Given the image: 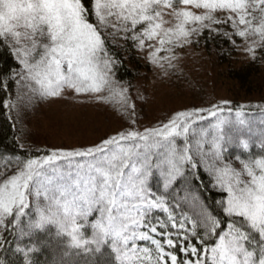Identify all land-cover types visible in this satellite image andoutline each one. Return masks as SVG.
I'll return each instance as SVG.
<instances>
[{
  "label": "snow or ice",
  "instance_id": "6c2138e0",
  "mask_svg": "<svg viewBox=\"0 0 264 264\" xmlns=\"http://www.w3.org/2000/svg\"><path fill=\"white\" fill-rule=\"evenodd\" d=\"M166 9L174 17L169 26H165ZM91 12L96 23L89 22L83 0H0V44L9 47L21 65L0 79V90L11 80L17 99L25 96L29 103L36 96L60 98L66 90L95 94L101 102L118 101L130 120L128 128L94 146L52 150L21 161L19 171L0 182V245L7 244L4 232L21 234L22 218L34 196L38 227L57 223L74 247L87 248L111 238L120 264H264V158L241 160L242 170H237L224 161L219 139H212L216 164L206 161L204 170L212 180L209 187L227 193L226 199L216 201L230 218L226 230L221 229L223 221L208 207L203 188H173L178 179L186 178V166L199 179L195 156L207 155L203 142L208 132L195 126L204 119L203 111L179 110L167 122L143 131L136 128V106L129 89L115 79L118 62L102 35L109 28L115 30L113 35L122 32L123 39L147 50L151 63L161 68L173 67L178 59L175 50L198 42L206 28L230 41L233 34L251 41L246 53L256 58L264 49V0H92ZM218 12L226 13V19L218 18ZM222 23H230L233 33L212 27ZM37 37L47 42L40 44ZM38 47L42 52L37 57ZM6 107L11 110L16 104L9 100ZM209 112L218 115L216 109ZM190 133L201 137L195 156ZM60 161L69 172L60 173L63 182L54 183L50 174L59 172ZM154 172L163 178L165 193L172 190L179 201L196 210L195 218L186 212L177 215L166 195L150 189ZM245 174L250 179L245 180ZM181 191L184 195L179 197ZM42 196L47 204L42 205ZM155 210L165 218L146 223ZM93 213L98 218L89 226L97 239L89 240L81 228ZM245 225L259 235L258 250L245 246L250 237ZM213 240L214 246H205ZM130 241H149L152 247L129 248ZM16 250L25 255L30 251L19 246Z\"/></svg>",
  "mask_w": 264,
  "mask_h": 264
},
{
  "label": "rangeland",
  "instance_id": "374dc122",
  "mask_svg": "<svg viewBox=\"0 0 264 264\" xmlns=\"http://www.w3.org/2000/svg\"><path fill=\"white\" fill-rule=\"evenodd\" d=\"M170 12L171 9L165 10L164 19L169 22L165 26H169L174 21V17L168 15ZM216 15L222 20L226 19V13L218 12ZM212 27L220 32L233 33L230 23L216 24ZM114 31L109 28L102 32V35L104 38L116 41L120 45V49L122 47L126 51L125 53H128L126 59L130 58L128 56L131 53H135L143 67L134 82L121 83L129 89L131 101L136 106L135 127L140 131H143L145 127H153L167 122L168 118L179 110H202L204 119L198 121L196 125L208 122V127L202 125L198 128L208 132L203 142V150L207 155L203 158L198 156V158L204 159V162L207 161L208 165H212L216 164V160L211 156V141L213 138H217L221 143L220 137L225 125L234 123L246 126L248 121L257 123L259 126L262 125L260 123L264 119V88L258 94L247 96L236 86L235 82L228 78V69L244 66L259 56V50L256 53V58L246 53L247 44L251 41H245L235 34L232 35V41H230L224 35L206 28L204 32L213 33L220 39L218 40L220 41L219 47L225 44L230 46V55L233 56L221 59L217 50L222 52L223 49L219 50L214 47L207 49L203 44L204 41L201 43L198 41L189 46L177 48L175 55L178 59L174 62V66L167 67L166 65L161 68L151 63L147 50H140L131 40L123 39L122 32L113 35ZM37 40L40 44L47 42L40 37H37ZM41 52L42 48L38 47L37 57ZM147 65L149 67H146ZM24 92L27 94V89ZM16 93L17 90L12 100L16 107L10 111L20 134L21 145L24 148L41 151L45 155L50 154L52 150H73L82 146H94L102 139L125 130L130 124L128 116L122 113L118 101L101 102L95 94H75L74 91L66 90L60 98L36 96L29 103L25 96L17 99ZM209 109H216L218 115L212 116ZM210 121H212L211 127L209 126ZM217 123L220 125L219 128L215 127ZM209 134L214 136L210 140L208 139ZM190 138L194 139L192 143L190 141L189 143L192 145V150L196 151V141L201 137H193L190 133ZM193 155L195 156V154ZM74 159L77 163L84 162L82 158ZM225 162L232 164L237 170H242V165L238 161ZM57 163L62 166L58 173L50 174L54 183L63 182L60 180V173L67 174L69 172V167L65 162ZM71 171L74 179V166ZM9 177L3 175L0 177V182ZM243 178L250 179L246 174ZM29 200V207L35 209V197L30 196ZM41 202L42 205L47 204L43 196ZM154 212L160 211L155 210ZM113 214H116L115 210H113ZM106 240L113 243L111 238L100 242L103 243ZM145 243L150 244L149 241H136L135 243L130 241L128 247L139 249L143 248ZM201 255L203 256V254Z\"/></svg>",
  "mask_w": 264,
  "mask_h": 264
},
{
  "label": "trees",
  "instance_id": "16d2710c",
  "mask_svg": "<svg viewBox=\"0 0 264 264\" xmlns=\"http://www.w3.org/2000/svg\"><path fill=\"white\" fill-rule=\"evenodd\" d=\"M83 2L89 9V22L96 23V18L91 12L92 0H83ZM104 39L109 54L118 62L115 69V79L120 83L134 82L138 77V73L143 68L140 62L141 60L135 53H131L128 56L130 58L126 59L128 53H125L126 51L122 47L120 49V45L116 41L107 37ZM218 40L220 39L217 36L215 37L213 33L207 31L198 38L199 43L204 41L203 44L207 49L211 47L219 50L223 49L222 52L217 50L221 59H224L226 56H233L230 55V46L225 44L219 47L220 41ZM132 47L135 49L134 46ZM146 67H149V65ZM20 68L21 65L11 49L0 44V79L7 77L10 73ZM228 70V78L235 82L237 84L236 86L244 94L247 96L258 94L264 88V49L259 50V56L252 62L239 68H230ZM16 90V85L11 80H9L7 88L0 90V177L3 175L11 176L17 173L21 166V161L45 155L41 151L24 148L21 145L20 134L15 119L11 111L6 107L7 102L13 100V95ZM211 123L212 121L209 122V126ZM260 124L262 125L259 126L257 123L248 121V125L246 126L236 125L234 123L224 126V131L220 137L224 161L240 162L241 160L251 161L264 158V119ZM202 125L208 127V122L206 121L201 125L198 124L195 127L198 129ZM211 137L214 136H210L209 134L208 139L210 140ZM193 140L189 137L190 143ZM195 153L196 151L192 150V154ZM195 159L199 162L196 169L199 179L193 178L190 165L186 166V178L178 179L176 184L173 185V188L181 185L203 188V195L208 207L223 221L221 229L226 230L225 225L229 222L230 218L224 215L221 210L222 205L218 206L216 201L226 199L227 193L209 187L212 180L210 179V175L204 170V159H199L198 156ZM149 187L157 194L166 195L177 215L181 212H186L189 216L195 218V209L191 208L185 202L179 201L174 196L172 190L165 193L163 189V178L158 173L154 172L149 181ZM183 195V191L178 193L179 197ZM177 203L180 204L178 208L175 207ZM97 215L95 213L87 223L84 222V226L81 228L84 238L89 240L97 239L94 236L93 229L89 226L98 218ZM163 218H165L164 213L154 212L146 220V223L156 224L159 219ZM37 221V212L35 209L29 207L21 221V234L16 236L11 231L4 232L7 244L1 245L0 247L2 248L0 250V262L2 264H29V262L30 264H120V261L117 260L116 252L112 247V243L109 240L103 243L98 240V243L89 244L87 248L84 246L74 247L70 237L59 229L57 223H45L42 227H38ZM237 223H240L239 218H237ZM244 228L250 232L249 240L245 242V246L249 249L258 250L261 243L259 235L248 229L246 225ZM214 244L215 241L213 240L209 241L205 246L211 247ZM17 246L29 249L30 251L25 255L24 252L16 250ZM143 246L152 247L149 243H145ZM69 255L70 257H68ZM134 264H138V262Z\"/></svg>",
  "mask_w": 264,
  "mask_h": 264
},
{
  "label": "clouds",
  "instance_id": "9594fccd",
  "mask_svg": "<svg viewBox=\"0 0 264 264\" xmlns=\"http://www.w3.org/2000/svg\"><path fill=\"white\" fill-rule=\"evenodd\" d=\"M68 211H69V213L71 212V210H70V209H69Z\"/></svg>",
  "mask_w": 264,
  "mask_h": 264
}]
</instances>
